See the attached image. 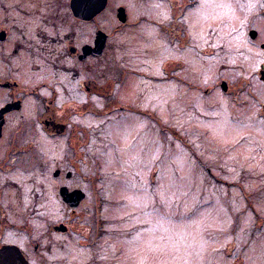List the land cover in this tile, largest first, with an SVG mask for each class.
<instances>
[{
    "label": "rangeland",
    "instance_id": "1",
    "mask_svg": "<svg viewBox=\"0 0 264 264\" xmlns=\"http://www.w3.org/2000/svg\"><path fill=\"white\" fill-rule=\"evenodd\" d=\"M203 2L207 5L202 11L208 14L198 15L190 32L196 49L178 51L162 46L158 32L131 35L128 29V44L126 37L118 39V63L101 64L95 74L117 77L123 67H131L156 75L160 60L176 57L188 62L182 76L197 84L195 90L184 81L161 87L131 76L122 96L128 102L121 112L126 117L116 121L118 112L113 114V138L104 125L107 114L72 118L90 130L80 168L101 169L102 184L121 191L115 205L102 212L119 228L114 231L117 238L128 234V239L122 237L128 264H264V0ZM134 7V19L146 9L139 0ZM25 76L26 84L40 80ZM221 81L229 96L222 88L205 95L206 87ZM131 95L135 98L129 99ZM38 103L30 101L27 112L12 122L31 123L40 113ZM133 104L134 110L129 107ZM60 118L70 119L67 113ZM155 118L188 145L171 131L162 133ZM36 138L37 165L51 163L55 168L60 162L64 167L75 162L71 156L65 160L64 136ZM83 210L89 221L92 211L89 206ZM254 221L263 227L253 235ZM67 249L79 250L73 243Z\"/></svg>",
    "mask_w": 264,
    "mask_h": 264
},
{
    "label": "flooded vegetation",
    "instance_id": "2",
    "mask_svg": "<svg viewBox=\"0 0 264 264\" xmlns=\"http://www.w3.org/2000/svg\"><path fill=\"white\" fill-rule=\"evenodd\" d=\"M139 1L146 9L134 19L138 0H0V264H128L122 238L128 239V234L119 232L117 238L114 231L119 228L102 212L115 205L121 191L102 184L101 169L80 168L90 130L72 118L107 114L104 125L113 138V114L118 112L116 121L126 117L121 112L128 102L122 96L128 93L131 76H143L161 87L184 81L194 89L197 84L182 76L188 62L176 57L160 60L156 75L131 67H123L117 77L95 74L101 64L118 63V39L126 37L128 44V29L131 35L158 32L162 46L178 51L196 49L190 32L197 16L208 14L202 11L207 5L203 0ZM24 75L40 80L26 84ZM222 81L206 87L205 95L222 88ZM222 90L229 96L228 88ZM30 101L39 102L37 118L13 123L27 112ZM129 107L135 109L134 104ZM64 113L69 120L60 118ZM36 135L64 136L65 160L71 156L75 162L64 167L63 161L55 168L51 163L37 165ZM52 193L58 205H53ZM85 206L92 211L89 221ZM103 213L105 218L100 217ZM260 225L254 221L253 235ZM71 243L79 250H68Z\"/></svg>",
    "mask_w": 264,
    "mask_h": 264
},
{
    "label": "trees",
    "instance_id": "3",
    "mask_svg": "<svg viewBox=\"0 0 264 264\" xmlns=\"http://www.w3.org/2000/svg\"><path fill=\"white\" fill-rule=\"evenodd\" d=\"M130 112H133V111H130ZM149 114H150V117H152L151 112ZM155 120H157V123L159 122V124L161 125V128L160 129H161V132L162 133H166L167 131H169V132L171 131V133L173 132V134L176 135V137L179 140L184 141L183 143H185L186 145H188V143L186 142L187 140L185 138L181 137V135L178 132H176L174 129H170L169 126L164 125V123L161 120H159L157 118H155Z\"/></svg>",
    "mask_w": 264,
    "mask_h": 264
},
{
    "label": "water",
    "instance_id": "4",
    "mask_svg": "<svg viewBox=\"0 0 264 264\" xmlns=\"http://www.w3.org/2000/svg\"><path fill=\"white\" fill-rule=\"evenodd\" d=\"M250 36H251L252 38H255V37L257 36V32L254 31V30L250 31ZM224 89H227L226 85L224 86Z\"/></svg>",
    "mask_w": 264,
    "mask_h": 264
}]
</instances>
